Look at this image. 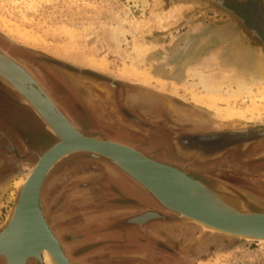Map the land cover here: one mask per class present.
Wrapping results in <instances>:
<instances>
[{"label": "rangeland", "instance_id": "rangeland-1", "mask_svg": "<svg viewBox=\"0 0 264 264\" xmlns=\"http://www.w3.org/2000/svg\"><path fill=\"white\" fill-rule=\"evenodd\" d=\"M32 1L33 4L25 5L21 0H0L1 51L23 66L36 81L31 67L47 71L62 82L61 87L74 89L81 95L88 92V85L95 84L97 88L93 89L98 92L90 93L94 98L105 104L109 100L121 109H129V113L141 120L144 118L143 107L160 99L176 102L188 114H198L200 121L195 129L189 128V120L182 123L172 121L173 125L169 126L168 143L172 151L169 153L182 161L175 166L196 179L199 174L191 167L200 169L205 177L203 181L198 180L207 186L219 184L213 182L217 177L234 182L235 188L226 185L264 203V136L245 145L227 148L215 158L202 162L175 156L171 141L193 133L212 132L221 125L237 127L246 123L254 129L264 128V100L257 103L262 109L261 121L218 120L206 107L195 106L189 101L196 89L201 92L194 76L197 70L227 75L233 73L232 68L234 71L244 65L249 72L256 73L255 63L264 58V32L253 19L254 14L245 12L243 3H250L264 19V0H145L144 4L137 5L127 0ZM226 8L235 9L236 13L232 14ZM116 26L126 30L119 43L110 38L112 28ZM239 26L246 27L245 33ZM16 29L26 38L21 37ZM27 87L36 89L33 84H27ZM213 102L222 108L230 105L243 107L244 104L227 90L213 98ZM15 105L32 112L49 132L22 96L0 78V107L7 110ZM20 118L23 124L29 122L24 116ZM115 119L122 122L120 115ZM125 126L141 133L135 126L128 123ZM53 140V136H40L39 145L42 148L52 146ZM18 156L21 158L14 164L9 157L0 155V185H6L0 190V227L17 195L18 188L14 191L12 182L30 171L38 155L21 152ZM75 157L81 159V165L103 159L88 154ZM107 168L111 175H118V172L123 175L112 169L109 163ZM69 170L62 173L64 176L57 173L52 177V172L48 175L41 190V202L49 226L61 244L64 243L67 257L76 264L83 260L97 264L129 261L125 254L114 252L113 248L105 251L104 247L118 244V241H86L114 234L123 228L129 231L138 229L145 235L149 225L155 226V248L164 251V248L172 247L176 251L178 260L173 264H264V244L204 232L197 224L172 219V215L165 213L149 195L153 206L147 207L169 218L149 222L144 227L133 226L127 219L146 208L137 213L130 210H138L142 207L141 202H149L140 188L123 175L128 188L121 193L133 194L142 200L140 204L125 205L128 200L108 197L109 190L100 187L107 180L104 169H90L84 165L79 173L77 169ZM62 177L64 181H61ZM68 180H80L83 185ZM101 193L107 195L105 207L98 203ZM161 224H168V227L163 228ZM100 228L101 231H95ZM135 238L133 233L128 236L131 241ZM142 247L149 248V243H143ZM161 255L160 252L153 254L156 260ZM165 255L168 256L166 252ZM131 262L142 264L138 259Z\"/></svg>", "mask_w": 264, "mask_h": 264}, {"label": "water", "instance_id": "water-1", "mask_svg": "<svg viewBox=\"0 0 264 264\" xmlns=\"http://www.w3.org/2000/svg\"><path fill=\"white\" fill-rule=\"evenodd\" d=\"M246 5L248 2L243 3L245 12L254 14V17L256 15L257 20L253 18L256 24L260 29L264 28V19L255 8H246ZM226 10L232 14L236 13L235 9ZM239 28L245 33L246 27ZM0 78L22 96L57 141L41 155L34 168L32 165L30 176L18 188L9 215L0 227V264H41L40 253L43 248L54 255L58 264H71L61 242L45 218L41 202V190L53 165L58 158L69 152L88 154L92 158H103L110 162L133 183L146 189L153 202L165 213L171 214L172 219L189 222H195L193 219L199 220L217 228V233L240 239L242 236L239 235L251 236V240L255 241L257 238H264V203L258 199L254 198V202L245 197L249 207L246 214L233 213L228 210L227 204L218 201L207 207L190 196L185 188L187 184H193L205 189L208 184L202 183L182 168L152 159L125 143L102 136L83 135L33 76L1 50ZM27 84H33L36 89H29ZM221 126L212 132L193 133L171 140L174 155L181 159L193 158L202 162L215 158L227 148L238 144L245 145L264 136V128L254 129L246 123L237 127ZM177 141L191 143L188 152H179ZM48 147L42 148L40 152ZM150 211L152 215L142 224H138V216H131L127 221L144 227L149 222L169 218L157 210Z\"/></svg>", "mask_w": 264, "mask_h": 264}, {"label": "flooded vegetation", "instance_id": "flooded-vegetation-1", "mask_svg": "<svg viewBox=\"0 0 264 264\" xmlns=\"http://www.w3.org/2000/svg\"><path fill=\"white\" fill-rule=\"evenodd\" d=\"M245 7L252 8L250 3ZM256 17L257 16L255 15L254 18L256 19ZM261 30L264 32V28H261ZM30 69L37 81L46 89L52 99L56 102L58 108L70 121L74 122L76 120H73V118L69 116L67 107L80 104L84 108V111L78 114V120L81 121V126L92 127L96 131H99L100 133H103L109 137L124 141L139 149L140 151L147 153L149 157L157 161L174 165L182 164V161L172 157L169 153L172 152L168 143V136L170 135L169 126L173 125L172 121L176 123H182L186 120H189V128L195 129L197 128L196 124L198 121H200L198 120V114L196 115L192 112L191 114H188V112H184L182 109H180L181 107L177 106L176 102L168 101L171 103L173 108H176H174V110H180L182 113L181 115L180 113L172 115L170 110L167 108V105L163 104L164 100L162 101V99H160L156 102L147 103L146 106L143 107L142 115L144 118L141 120L140 118L133 116L132 113H129L131 110L123 108L121 109L118 105L111 103L109 100H107V103L105 104V102H101L100 99L94 98L89 92H85L83 95H81V92H76L74 89H65L64 87H61L59 84L62 82L47 71H42L38 67H31ZM121 92H123V90ZM111 108H113L116 113L110 111ZM125 112L130 114V116H128ZM117 115L121 116L122 122H119L117 119H115V116ZM0 116L3 118L0 119V155L9 157V159L14 162V164L19 162L21 157L18 155H20L21 152H32L34 156L38 155L40 152L39 150L43 147L39 145L40 136L50 138L52 137L51 134L43 128L37 117L25 107L22 108L15 105L7 110H5L3 107H0ZM21 116H24L29 122L23 124L21 122ZM146 118L149 120H146ZM125 123L135 126L137 129L141 130V133L130 131L127 126H125ZM13 127L17 128L18 133L15 134L13 132ZM83 132L85 134H89V130L87 129H84ZM84 165L86 168L88 167L90 169H95V167L99 170L104 169L109 175L106 180V185H110L113 182V196H118L121 199L124 198L128 200L126 201L125 205H131L135 202L140 204L142 201L140 197H136L133 194L121 193L128 188V184L124 183L126 178L119 174V172L118 175H111L107 168L108 163L104 159H99L98 162L87 161ZM84 165H81V159L76 157H73L70 159V161L63 160L53 169L52 177L57 173L64 176L62 173L67 171L69 172V169H71V171L77 169V172L79 173L81 172V168H84ZM191 169L193 172L199 174V176H197L198 179L201 181L204 180L205 175H201L202 172L200 169L194 167H191ZM63 178L64 177H62L61 181L65 180ZM216 179L217 180L213 182H218L219 184L225 183L233 187L235 186V183H229L231 182L229 180L218 177ZM51 194H53V191ZM105 194L106 193H101V197L98 198V203L103 207H105V205H103L105 203L104 200L107 198V195ZM146 198L149 202L144 204L141 202L142 207H140L138 210H130L131 213H137L143 208H148L147 206H153L151 198H149V196ZM162 227H168V224H163ZM125 229H119V232H115L111 235H101L99 239H89L87 237L89 241L86 242H95L106 239L118 241V244L110 246H108V244L106 247H104V249L106 251L109 248H113L114 252L125 254L124 257L128 258L129 261L125 260L122 264H134L131 262L134 259L142 261V264H154V262L156 263L157 260L159 261L156 264H173L174 261L177 262L178 256L175 255L176 251L172 250V247L164 248V251H160L159 249L155 248V237L153 236L155 226L149 225L145 235L140 234L138 229L130 231ZM101 230L102 228L95 231L97 232ZM132 233L135 234V241L128 239V236ZM143 243H149V248L142 247ZM62 245L66 250L64 243H62ZM157 252H160L163 255H161L159 258L157 257L158 259L156 260L153 254ZM165 252L168 254V256L165 255ZM71 262L72 264H76V262H74L72 259ZM81 264L97 263L83 260L81 261Z\"/></svg>", "mask_w": 264, "mask_h": 264}, {"label": "bare ground", "instance_id": "bare-ground-1", "mask_svg": "<svg viewBox=\"0 0 264 264\" xmlns=\"http://www.w3.org/2000/svg\"><path fill=\"white\" fill-rule=\"evenodd\" d=\"M21 1H24L25 5H31L34 3L32 0H30V1L29 0H21ZM127 1L134 3V5H137L138 3H141V4L145 3V0H127ZM16 30L19 33V30L18 29H16ZM20 33H19V35H21ZM125 33H126L125 29H123L121 26H116V27L112 28L110 38H112L113 41L119 43V39L121 37H124ZM8 35L10 36V33ZM21 37L26 38L24 36V34L21 35ZM31 37H33V36H31ZM235 69L236 68H234V71H233V68H232L231 70L233 73L227 74V75L226 74H219V73H209L208 74V73H205L201 70L195 71L194 76L198 79V83H199L198 85H200V87H201V92H199V91L197 92V89H196V92L192 93V100H189V101H192L194 103L193 105H195V106L206 107V109L210 110V112H212V114L215 115L213 117L218 119V120H222V121H226V120L227 121L228 120L229 121L230 120L231 121L232 120L261 121L262 120L261 119L262 109H260V107L258 106L257 103L261 102V100H264V58H261L260 60H258L255 63V72L256 73L249 72V70L244 65L241 66L240 68H238L237 70H235ZM93 87L97 88L95 84H92V86L91 85L87 86V90L89 93H93V91L98 92V89H95V88L93 89ZM225 88H227V89H225ZM223 90H227L230 93H232L234 96L239 97V99H241V102L244 103L243 107H237V106L233 107L230 104L229 105L232 107L227 106V107L222 108V107L215 106L216 104H214L213 98L218 96L219 93H221ZM163 104L167 105V108L170 110V113H172V114H179L180 113V115L182 114L180 110H174L175 107L173 108L171 103L168 102L167 100H164ZM187 131H189V130H187ZM174 133H176V132H174ZM179 137H180V135H179ZM174 139H176V138H174ZM56 143H57V141L54 144H56ZM190 145H191V143H185V142L177 141V150L181 153L188 152ZM46 149L44 150V152L48 150V149L47 150ZM44 152H42L41 154H38L36 161L33 163V165H34L33 168L36 166L39 158L41 157V155ZM74 154L75 153L72 154L71 152H69V153L61 156L60 158H58L56 160L55 164L53 165L50 173L53 171V169L56 167V165L58 163H60L65 158L72 156ZM108 158H110V157H108ZM110 159L114 160L117 163H120L119 161H117L113 158H110ZM108 163L111 166V168L113 167L114 169L119 170L117 167L113 166V164H111L110 162H108ZM33 168L30 169V171L27 172L25 176H21L12 182V188L14 189V191L26 182V180L30 176ZM124 176H126V175H124ZM5 186L6 185H0V190H3L5 188ZM136 186L138 188H140L147 196L149 195L145 191L146 189L144 190L139 185H136ZM185 190L187 191V193L190 196L194 197V199L200 201L203 205H205L207 207L211 203H213V202L215 203L218 201V202H221L222 204H225V205L227 204V207L229 208L228 210L232 211L233 213H240V214H246V212L248 213L249 207H248V204L245 202V197L247 199H249L250 201L251 200L254 201L253 197L246 195V194H241L238 191H236L235 189L231 188L230 186H228L224 183L212 184V185L208 186V188H205V189L198 188V187L194 186L193 184H187ZM254 202H256V200ZM42 210H43V208H42ZM150 210L151 209L144 210L143 212L147 211L146 214L143 212L142 213L140 212V214L134 215V217L138 216L136 218V220L138 221V224H142V222L147 217L152 215L150 213L151 212ZM45 218H46V216H45ZM193 220L195 222H192V223L197 224L199 227H201L204 230V232L217 233V231H218L217 228H214L213 226H211L209 224H206V223L201 222L199 220H195V219H193ZM133 226H137V225H133ZM239 236H242V239L247 240V241L251 240V238H252L251 236H243V235H239ZM57 239H58V237H57ZM256 241L260 244H264V238H261V237L257 238ZM62 247H63V245H62ZM143 251H145V250H143ZM40 255H41L40 256L41 264H58L54 255L48 249L43 248L41 250ZM144 255H145V253H144ZM71 264H72V262H71Z\"/></svg>", "mask_w": 264, "mask_h": 264}, {"label": "crops", "instance_id": "crops-1", "mask_svg": "<svg viewBox=\"0 0 264 264\" xmlns=\"http://www.w3.org/2000/svg\"><path fill=\"white\" fill-rule=\"evenodd\" d=\"M52 98V97H51ZM55 102V101H54ZM56 103V102H55ZM84 111V108L79 104V105H72V106H68L67 107V112H68V114H69V116L71 117V118H73V120H76V121H70L69 119V121L75 126V127H77L78 129H79V131L83 134V135H86V136H102V137H105V138H109V139H112V140H116V141H119V142H123V143H125V144H127V145H130V144H128V143H126V142H124V141H121V140H119V139H115V138H112V137H109V136H107V135H105V134H103V133H100L99 131H96L94 128H92V127H87V126H81V121H79L78 120V114L79 113H81V112H83ZM112 112L113 113H116V111L115 110H112ZM128 128V127H127ZM84 129H87V130H89V134H85L84 132H83V130ZM130 131H132V132H134L133 130H131L130 128H128ZM13 132L16 134V133H18L17 132V128H15V127H13ZM54 139V138H53ZM55 140V139H54ZM54 140H53V142H54ZM52 142V143H53ZM55 142H56V140H55ZM130 146H132V145H130ZM132 147H134V146H132ZM135 148V147H134ZM42 149V148H41ZM40 149V150H41ZM137 149V148H136ZM39 150V151H40ZM139 150V149H138ZM140 151V150H139ZM41 152H43V151H41ZM141 152H143V151H141ZM144 154H146L147 156H149L147 153H145V152H143ZM75 155H77V154H74V155H72V156H69V157H67V158H65L64 160H66V161H70V159H72L73 157L75 158ZM63 161V160H62ZM106 161V160H105ZM107 162V161H106ZM109 177V175H108V173H107V178ZM67 180V179H66ZM68 182H72V183H79V184H81V185H83L82 183H81V181L80 180H78V181H70V180H68ZM71 183V184H72ZM79 188H81L82 186H78ZM84 187V186H83ZM102 189H108L109 190V192H108V197H115V196H113V194H112V189H113V182H112V184H110V185H106V184H104V185H101L100 186Z\"/></svg>", "mask_w": 264, "mask_h": 264}]
</instances>
